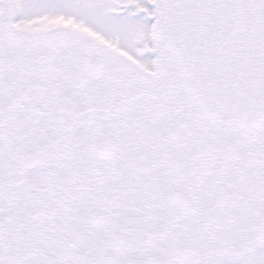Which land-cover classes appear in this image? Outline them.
<instances>
[{"label":"snow or ice","instance_id":"6c2138e0","mask_svg":"<svg viewBox=\"0 0 264 264\" xmlns=\"http://www.w3.org/2000/svg\"><path fill=\"white\" fill-rule=\"evenodd\" d=\"M0 264H264V0H0Z\"/></svg>","mask_w":264,"mask_h":264}]
</instances>
